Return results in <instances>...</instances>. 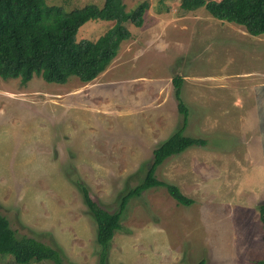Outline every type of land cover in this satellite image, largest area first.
<instances>
[{"label": "rangeland", "instance_id": "1", "mask_svg": "<svg viewBox=\"0 0 264 264\" xmlns=\"http://www.w3.org/2000/svg\"><path fill=\"white\" fill-rule=\"evenodd\" d=\"M149 3L141 28L129 25L111 65L90 83L0 77V213L18 237L58 249L65 264H100L97 223L80 184L103 209L144 179L153 150L183 126L173 78L184 77V134L202 138L164 161V187L130 200L107 264H259L258 207L264 203V35L185 11L182 0ZM66 12L104 0H46ZM112 26L89 21L78 39ZM0 264H16L12 257ZM32 264H55L45 260Z\"/></svg>", "mask_w": 264, "mask_h": 264}, {"label": "trees", "instance_id": "2", "mask_svg": "<svg viewBox=\"0 0 264 264\" xmlns=\"http://www.w3.org/2000/svg\"><path fill=\"white\" fill-rule=\"evenodd\" d=\"M148 7L149 3L142 2L127 11L123 0H104L102 7L92 4L66 12L62 7L48 5L46 0H0V77L20 79L24 84L35 76L60 85L73 77L90 83L115 60L121 44L132 38L129 25L143 26ZM181 8L188 12L205 8L217 20L242 26L252 36L264 35V0H182ZM89 21H107L112 26L96 40H79L80 30ZM184 81L180 75L173 78L178 110L183 116L182 128L154 148L153 161L144 179L121 198L114 212L103 209L80 184L85 203L97 223L100 264H107L110 243L121 229V219L131 199L149 189L164 187L178 204L194 203L178 186L156 176L166 159L207 143L205 139L184 134L189 118V109L182 99ZM258 210L264 242V203ZM8 257L16 264L45 260L65 264L58 249L33 237H18L9 219L0 213V258Z\"/></svg>", "mask_w": 264, "mask_h": 264}]
</instances>
